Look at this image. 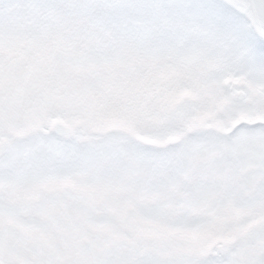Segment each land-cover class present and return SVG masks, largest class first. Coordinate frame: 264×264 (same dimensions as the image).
Here are the masks:
<instances>
[{"label": "rangeland", "instance_id": "obj_1", "mask_svg": "<svg viewBox=\"0 0 264 264\" xmlns=\"http://www.w3.org/2000/svg\"><path fill=\"white\" fill-rule=\"evenodd\" d=\"M206 2L0 0V264H192L201 242L210 250L196 264H251V255L221 259L210 252L225 224L245 234L252 212L264 205V188L258 189L264 182V54L246 47L226 20L212 15L204 22ZM193 4L200 7L190 13ZM129 50L162 65L170 58L185 67L206 59L214 65L210 80L222 86L208 97L194 76L164 66L161 105L137 102L95 113L100 122L122 120L127 128L112 126L87 139L76 134L69 142L48 134L49 124L38 135H16L28 114L5 110L6 84L20 94L19 82L47 83L52 63L111 61ZM242 50H248L243 63ZM236 90L244 93L240 101L232 100ZM54 118L73 123L71 110L49 122ZM210 118L243 128V141L186 133L193 120ZM180 136L176 145L159 143ZM227 159L241 180L230 192L225 181L205 188L218 167L229 171L226 164L213 166ZM127 176L136 182L122 192L118 185ZM258 254L263 258L264 249Z\"/></svg>", "mask_w": 264, "mask_h": 264}, {"label": "clouds", "instance_id": "obj_2", "mask_svg": "<svg viewBox=\"0 0 264 264\" xmlns=\"http://www.w3.org/2000/svg\"><path fill=\"white\" fill-rule=\"evenodd\" d=\"M199 7L193 4L188 11L193 13ZM200 18L206 23L212 21L210 13H204ZM242 51L245 54L241 57V63L247 59L248 50ZM164 66H170L176 75L194 76L200 82L201 91L208 97L216 95L218 88L222 86L219 81L210 80L209 73L214 65L206 59L185 67L170 58L162 65L146 60L141 53L129 50L111 61L90 60L65 65L52 63V75L42 87H34L22 81L16 86L22 89V92L16 94L15 90L6 84L3 90V106L7 111L28 114V118L24 119L16 130L19 137L38 135L43 127L49 124L52 115L64 110H71L73 130L78 138L82 135L86 139L101 137L112 126L128 127L122 120L100 122L95 119V113L101 108L117 111L124 106H134L137 102L148 106L162 104L167 81L159 79L158 73ZM221 71L225 75L229 74L226 69ZM209 110H212L211 107ZM197 130H202L204 135L243 141V128H229L228 124H218L211 118L193 120L188 131ZM25 142L23 139L19 141L21 144ZM159 143L166 145L168 141L159 138ZM84 146L87 147V144ZM135 182V176H127L122 178L118 186L123 192ZM197 248L199 255L193 254L189 257L192 264H196L199 256L210 250V246L203 242ZM164 258H168L167 254H164Z\"/></svg>", "mask_w": 264, "mask_h": 264}, {"label": "flooded vegetation", "instance_id": "obj_3", "mask_svg": "<svg viewBox=\"0 0 264 264\" xmlns=\"http://www.w3.org/2000/svg\"><path fill=\"white\" fill-rule=\"evenodd\" d=\"M264 154V153H262ZM257 155V154H254ZM252 155V156H254ZM260 155V154H258ZM247 158H251V157H247ZM248 160V159H247ZM252 160V159H251ZM252 161H256V160H252ZM227 160H221L218 164H213L214 165H222V164H226V166H228V170L229 171H225V169L223 170H219L218 167V173H210V175L207 176L206 178V185L205 188L209 189V190H213V189H217L220 188V186L222 185V183L225 181V183L222 185V187L225 189L226 192H230L231 189L233 188V186L236 185V182H239L242 178V175L240 174V176L238 175L239 172L238 170H234V171H230L231 167H232V162L231 160L228 162ZM261 162L264 165V160H261ZM242 164V163H241ZM224 172V173H223ZM223 173V174H221ZM217 181L219 182V184L217 185ZM208 183H210V186H208ZM264 188V182L258 187V189H262ZM230 202H232V199H230ZM190 205V204H189ZM224 206H218V209L223 210ZM242 207L244 208V203L242 201ZM190 211H193L195 209V207H192L190 205L189 207ZM246 211V210H244ZM256 212L253 218H255V220L252 222L251 226L249 227V225L246 227L244 233L246 234L247 231H251L250 228H252V225H259L260 227L257 228L256 232H250L249 236L247 237L246 235L248 234H242L240 235L239 233V228L236 226H229L227 227V224H225L226 226H223L222 228V232H218L219 235H217V237H219L220 241L218 242V244L216 245L215 249L213 251H211L210 253L212 255L218 256L221 259H227L230 257H233L237 254L238 255L240 253L245 254V255H251V256H247L248 259H250L249 262H251V264H264V257L261 258L260 255L258 254V252H261L264 249V205L259 208L256 211H253L252 214ZM178 220H180L181 218H177ZM247 218H245L244 221H246ZM242 223V222H240ZM244 223H248V222H244ZM243 223V224H244ZM243 224L240 226V230L242 231L243 229ZM234 234H231L232 232H234ZM226 240H232L231 242H225ZM246 247L248 249H250L253 252L250 253H245L242 252L243 247ZM232 259V258H231Z\"/></svg>", "mask_w": 264, "mask_h": 264}, {"label": "snow or ice", "instance_id": "obj_4", "mask_svg": "<svg viewBox=\"0 0 264 264\" xmlns=\"http://www.w3.org/2000/svg\"><path fill=\"white\" fill-rule=\"evenodd\" d=\"M202 8L226 20L252 52L264 54V0H207Z\"/></svg>", "mask_w": 264, "mask_h": 264}, {"label": "water", "instance_id": "obj_5", "mask_svg": "<svg viewBox=\"0 0 264 264\" xmlns=\"http://www.w3.org/2000/svg\"><path fill=\"white\" fill-rule=\"evenodd\" d=\"M244 96V93L241 90H237L232 94L233 101H240ZM56 138L62 139L64 141H70L74 138L75 131L73 130V124L71 126L65 124L61 120H56L51 122V127L49 129ZM190 131H187L189 134ZM179 142V140L170 141V144ZM232 240H226L225 242H231Z\"/></svg>", "mask_w": 264, "mask_h": 264}]
</instances>
